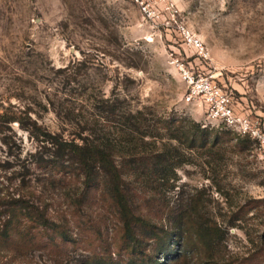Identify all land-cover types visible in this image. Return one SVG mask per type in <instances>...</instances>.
Listing matches in <instances>:
<instances>
[{
    "label": "rangeland",
    "instance_id": "1",
    "mask_svg": "<svg viewBox=\"0 0 264 264\" xmlns=\"http://www.w3.org/2000/svg\"><path fill=\"white\" fill-rule=\"evenodd\" d=\"M159 2L202 37L208 58L131 0H0V264H264L255 143L217 122L205 126L206 106L185 101L173 64L179 58L212 76L238 111L264 117V0ZM162 12L163 21L172 16ZM107 99L143 110L145 126L175 116L218 141L190 148L172 140L181 162L169 183L123 179L133 207L151 218V234L137 226L135 241L104 182L88 189L79 170L37 162L52 152L36 136L47 130L79 138L105 123L115 128ZM136 136L140 151L157 149Z\"/></svg>",
    "mask_w": 264,
    "mask_h": 264
},
{
    "label": "trees",
    "instance_id": "2",
    "mask_svg": "<svg viewBox=\"0 0 264 264\" xmlns=\"http://www.w3.org/2000/svg\"><path fill=\"white\" fill-rule=\"evenodd\" d=\"M103 108L112 117L111 119L106 118L107 121L116 123L115 128L105 123L92 129L87 135H80L79 138H67L60 133L47 130L43 134L44 137L36 136L42 144L40 147L50 145L52 152L48 157L41 156L37 162L39 165L49 167L62 166L64 171L72 172L71 175L75 174V170H79L78 174L81 173L86 179L85 185L88 189L96 188L104 182V188L113 193L126 237L135 241L139 236L137 226L147 227L148 230L143 229L142 231L151 234L149 227L151 218L133 207V200L126 192L128 188L122 185L123 179H164L169 183L174 178L175 170L181 162L176 152L177 147L173 145L172 140L177 141L183 138L184 141H188L190 148L208 147L209 145L212 148L218 141L210 142L208 131L201 128V124L195 121L187 120L184 124V120H179L174 116L170 119L160 118L158 120L160 125L148 122L145 126L146 122L141 118L144 115L143 110L139 109L135 113L124 112L118 104L111 102V99L105 101ZM117 131L120 134H117ZM135 135L137 138L140 136L145 143L153 144L157 149L151 154H146L145 150L140 151L137 148L139 145L135 143ZM163 136L167 138V141H164ZM146 137L153 140L146 142ZM199 139L203 141L198 145ZM245 139L254 143L249 137ZM195 224L199 235L204 236L206 222L198 221ZM160 250L169 253L172 251L169 250V246L162 245ZM146 264H161V262L155 259Z\"/></svg>",
    "mask_w": 264,
    "mask_h": 264
},
{
    "label": "built area",
    "instance_id": "3",
    "mask_svg": "<svg viewBox=\"0 0 264 264\" xmlns=\"http://www.w3.org/2000/svg\"><path fill=\"white\" fill-rule=\"evenodd\" d=\"M139 9L143 18L148 21L162 20V24L175 25V29L182 39L184 46L193 50L198 56L208 58V51L204 40L195 33L183 21H179L173 6L164 5V10L160 6L159 0H131ZM167 11L171 17L163 21V12ZM179 71L181 79L184 81L187 91L185 101L193 103L197 99L206 106V125L222 124L228 129L243 137H249L255 143L259 159L264 164V117H259L251 113L240 112L236 109L233 96L227 93L212 76L195 71L188 67L179 58L173 61Z\"/></svg>",
    "mask_w": 264,
    "mask_h": 264
}]
</instances>
